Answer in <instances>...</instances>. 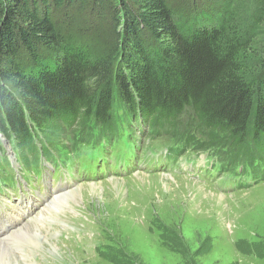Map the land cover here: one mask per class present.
Returning <instances> with one entry per match:
<instances>
[{
  "label": "trees",
  "instance_id": "1",
  "mask_svg": "<svg viewBox=\"0 0 264 264\" xmlns=\"http://www.w3.org/2000/svg\"><path fill=\"white\" fill-rule=\"evenodd\" d=\"M194 1L0 0V137L20 157L33 132L60 145L120 100L183 145L196 132L228 159L264 155V0ZM104 15L105 36H73Z\"/></svg>",
  "mask_w": 264,
  "mask_h": 264
},
{
  "label": "rangeland",
  "instance_id": "2",
  "mask_svg": "<svg viewBox=\"0 0 264 264\" xmlns=\"http://www.w3.org/2000/svg\"><path fill=\"white\" fill-rule=\"evenodd\" d=\"M236 1L238 6L239 1ZM168 2L175 12L182 14L198 7L194 0ZM77 22L76 27L80 31L75 30L73 36L87 44L94 35L105 36L110 24L107 15L97 17L92 27L84 18ZM262 42L264 27L255 33L253 39L254 44ZM46 136L44 140L48 143L57 144V140L52 142ZM163 154L164 149L153 158ZM180 165L185 169L183 162ZM155 166L162 173L148 175L138 172L132 177L91 184L97 185L91 187L95 191L86 188L84 201L78 206L64 201L67 199L64 195L74 188L50 200L56 201L54 203L63 211L55 216L64 226L60 230L65 231L66 236L81 228L91 231L93 235L86 240L106 243L109 247L106 257H88L87 251L58 239L60 230L53 229L44 237L46 243L40 246L41 251L32 257L33 263L264 264V181L243 190L236 188L225 176L220 177L223 180H213L215 172L211 169L197 170L191 179L186 178L178 168L171 175H166L165 169L172 166L163 160L153 162L150 167ZM192 182L199 184L206 194L194 188ZM49 206L50 202L28 224L36 227V219L51 216ZM63 207H66L65 210ZM2 208L3 203L0 214ZM252 243L259 250L256 255L251 252Z\"/></svg>",
  "mask_w": 264,
  "mask_h": 264
},
{
  "label": "bare ground",
  "instance_id": "3",
  "mask_svg": "<svg viewBox=\"0 0 264 264\" xmlns=\"http://www.w3.org/2000/svg\"><path fill=\"white\" fill-rule=\"evenodd\" d=\"M167 179H168V181H171V182L174 181V180L169 179V178H167ZM191 184L193 185L194 188H197L198 190H200L202 194H206L205 191L202 189V187L199 184H195V182H192ZM96 186L97 185H91V184L78 185L76 188H74V190L71 191V193L64 195V197H67V199L69 200V201H67V199H66L64 201L67 202L68 204H72L73 206H76V205L78 206V204H80L81 202L84 201L83 198H84V194L86 193V188H91V187H96ZM188 188L189 187H187V189ZM91 189H94V191H95V188H91ZM93 194H95V192H93ZM202 194H198V195L202 196ZM62 197H60V198H62ZM54 202L56 203V201H53V202L50 201V206H49V208L52 211V215L51 216L48 215L49 217H47V218L39 217L38 219H36V223H37L38 227H37V225H35L36 227L33 226L36 229H34L31 225L28 224V223H30V219H29L28 221L24 222L21 225L22 227L19 226L20 227V228L18 227L19 229L16 228L12 232H10L7 236L0 239V264H34L32 261V257L37 255V253H39V251H41L40 246L42 244L46 243V240L44 237L53 230L50 227V222H57V224H60V222L57 221L55 216L57 213H63V211L62 210L60 211ZM65 208L66 207H63V210H65ZM67 210H70V209L67 208ZM45 217H46V214H45ZM29 228H31V229H29ZM30 231H32V232H30ZM61 232L62 231L60 230V234H61ZM30 233H32V234L28 235ZM6 239H11L12 241L10 243H8V242H6ZM22 246H27L29 248L30 254L19 253L18 250ZM49 252H51V251H49Z\"/></svg>",
  "mask_w": 264,
  "mask_h": 264
}]
</instances>
